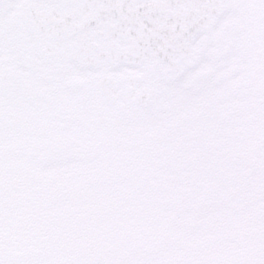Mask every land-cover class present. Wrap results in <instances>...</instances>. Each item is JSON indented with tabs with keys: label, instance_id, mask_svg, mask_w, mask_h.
<instances>
[{
	"label": "snow or ice",
	"instance_id": "6c2138e0",
	"mask_svg": "<svg viewBox=\"0 0 264 264\" xmlns=\"http://www.w3.org/2000/svg\"><path fill=\"white\" fill-rule=\"evenodd\" d=\"M0 264H264V0H0Z\"/></svg>",
	"mask_w": 264,
	"mask_h": 264
}]
</instances>
